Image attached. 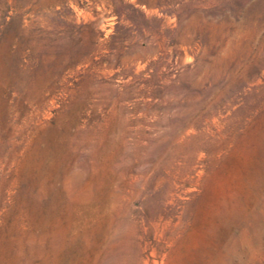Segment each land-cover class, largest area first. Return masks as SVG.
I'll use <instances>...</instances> for the list:
<instances>
[{"label":"rangeland","instance_id":"obj_1","mask_svg":"<svg viewBox=\"0 0 264 264\" xmlns=\"http://www.w3.org/2000/svg\"><path fill=\"white\" fill-rule=\"evenodd\" d=\"M0 264H264V0H0Z\"/></svg>","mask_w":264,"mask_h":264},{"label":"bare ground","instance_id":"obj_2","mask_svg":"<svg viewBox=\"0 0 264 264\" xmlns=\"http://www.w3.org/2000/svg\"><path fill=\"white\" fill-rule=\"evenodd\" d=\"M147 12V11H146Z\"/></svg>","mask_w":264,"mask_h":264}]
</instances>
